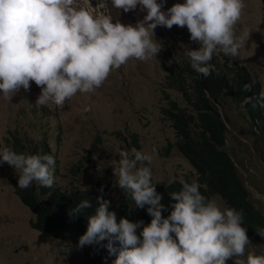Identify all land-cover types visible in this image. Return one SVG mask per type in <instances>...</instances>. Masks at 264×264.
Instances as JSON below:
<instances>
[{
    "label": "clouds",
    "instance_id": "clouds-1",
    "mask_svg": "<svg viewBox=\"0 0 264 264\" xmlns=\"http://www.w3.org/2000/svg\"><path fill=\"white\" fill-rule=\"evenodd\" d=\"M111 2L112 8L125 13L140 6L146 15L135 25H125L105 13L107 0H98L95 7L91 0H83L80 6L76 0H0V93L11 99L21 88L29 91L30 82H34L41 90L36 104L45 105L51 100L63 106L78 92L93 93L114 69L130 59L156 58L161 51L154 39L157 26L187 27L190 40L200 45L198 49L184 48L195 76L207 77L214 68L223 69L227 60L238 62L225 55L237 56L245 43L235 31L245 8L243 0H185L167 11L162 10L165 0ZM164 46L169 54V47ZM218 50L225 55H214ZM177 68L181 70L180 65ZM183 69L186 75V66ZM256 97L250 95L238 105L245 108V102ZM259 105L264 110L261 88ZM118 156L119 167L114 173L119 188L126 191L123 199H133L134 212L147 205L152 219L147 225L123 217L117 222L116 213L109 210L110 202L98 196V207L88 216L87 230L79 237L78 247L107 240L102 245L107 252L98 250L107 253L112 264H226L230 259L234 264H264V255L249 252L244 258L249 237L258 241L242 226V212L227 203L229 208L222 209L215 200L206 198L197 180L181 181V191L170 194L174 203L165 218L162 196L152 182L151 168L146 166L153 156L136 148L119 151ZM0 162L15 169L21 189L33 182L48 188L54 183L50 167L56 155L49 149L48 155L43 150L23 154L0 146ZM91 207L85 199L73 213L81 214ZM257 232L264 237V229Z\"/></svg>",
    "mask_w": 264,
    "mask_h": 264
},
{
    "label": "rangeland",
    "instance_id": "rangeland-1",
    "mask_svg": "<svg viewBox=\"0 0 264 264\" xmlns=\"http://www.w3.org/2000/svg\"><path fill=\"white\" fill-rule=\"evenodd\" d=\"M82 2L76 0L77 6ZM184 2L165 0L162 10ZM243 2L245 8L235 31L237 37L245 38V43L235 57L219 50L214 55H225L230 61L245 64L254 80L261 82V92H264V0ZM97 3L98 0H91L94 7ZM107 6L105 13L111 15L114 22L119 20L125 25H135L146 15V10L140 6L127 13L112 8L111 0H107ZM154 31L155 42L161 47L156 58L130 59L114 69L93 93L78 92L63 106L51 100L45 105L36 104L41 90L34 82H30L29 91L21 88L11 99L0 93V146L17 152L20 151L17 144H21L25 146L24 154H37L46 143L56 155V162L50 167L55 187L67 193L94 187L100 194H107L116 205L121 204L126 192L119 188L114 173L119 167V151L136 148L151 154L152 163L146 166L151 168L152 182L156 186L196 181L194 167L174 147L177 133L165 107L175 100L192 110L186 97L168 86L167 75L178 70L176 64L184 71L185 47L198 49L200 45L190 40L186 26L174 25L171 29L157 26ZM164 44L169 47V54ZM85 107L91 110L84 112ZM217 107L227 124V150L238 163L250 199L264 213V136L260 135V127L256 135L245 108L235 104L230 96H224ZM135 137L139 147L134 145ZM17 178L13 167L0 162L1 264H112L110 256L93 245L78 247L81 235L61 241L35 228L37 216L18 195L20 189L13 183ZM47 198L48 195H41L42 201ZM212 200L222 209L229 208L219 195ZM249 240L244 258L249 252L264 255V245L250 237ZM226 264H234V259Z\"/></svg>",
    "mask_w": 264,
    "mask_h": 264
},
{
    "label": "trees",
    "instance_id": "trees-1",
    "mask_svg": "<svg viewBox=\"0 0 264 264\" xmlns=\"http://www.w3.org/2000/svg\"><path fill=\"white\" fill-rule=\"evenodd\" d=\"M226 64L228 65L223 69L214 68L207 77L195 76L196 71L191 67V63L186 65V75H183L181 70L167 75L168 86L178 89L186 97L192 110L189 111L173 100L169 107H165V112L177 133L174 147L194 167L202 195L208 199L220 195L230 208L242 212V226L246 228L247 235L264 245V237L257 232L264 229V213L250 200L238 163L227 150V125L217 107V103L222 101L225 94L237 104L256 94V98L245 102L246 116L253 121L256 135L259 134L257 128L260 127V135L264 136V110L259 105L261 82H253L251 70L246 65L239 62L229 63L228 60ZM176 66L179 67L178 64ZM258 122H261L262 126ZM134 144L139 146L137 137ZM17 145L20 149L17 153H23L25 146ZM41 148L44 155H48L46 143ZM262 161L264 162V159ZM50 171L52 172L51 169ZM13 183L20 189L17 193L25 206L38 218L34 227L61 241L86 232L88 216L94 214L95 208L98 207L97 197L101 195L110 202L109 210L116 213L117 222L123 217L131 222L143 221V225H147L152 219L147 213V205L134 212V201L129 196L122 198L121 204L116 205L107 194H100L94 187L67 193L55 187L54 183L48 188L33 182L25 189L18 186V178L14 179ZM155 187L162 196L161 203L165 206L162 216L166 218L172 210L171 204L174 203L170 194L181 191L182 184L175 181L166 186ZM42 194L48 195L45 201L41 200ZM85 199L90 201L92 207L85 209L81 214H74L75 206ZM141 230L142 227L137 229V235ZM105 244L107 240L93 246L107 252L102 246ZM116 246L119 248L118 243Z\"/></svg>",
    "mask_w": 264,
    "mask_h": 264
}]
</instances>
